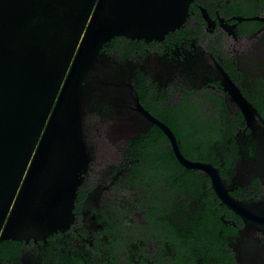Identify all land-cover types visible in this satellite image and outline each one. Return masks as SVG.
I'll list each match as a JSON object with an SVG mask.
<instances>
[{
    "label": "flooded vegetation",
    "instance_id": "flooded-vegetation-1",
    "mask_svg": "<svg viewBox=\"0 0 264 264\" xmlns=\"http://www.w3.org/2000/svg\"><path fill=\"white\" fill-rule=\"evenodd\" d=\"M102 51L131 63L140 105L186 162L215 171L231 200L264 201L262 142L239 106L243 98L264 121V0H193L162 40L117 37ZM173 149L155 125L106 149L77 189L69 228L1 242L0 264H246L244 240L263 245L264 233L247 235L209 175L185 168Z\"/></svg>",
    "mask_w": 264,
    "mask_h": 264
},
{
    "label": "water",
    "instance_id": "water-1",
    "mask_svg": "<svg viewBox=\"0 0 264 264\" xmlns=\"http://www.w3.org/2000/svg\"><path fill=\"white\" fill-rule=\"evenodd\" d=\"M192 1L0 0V243L68 229L77 189L98 157L153 125L185 168L209 175L247 235L264 233V201L241 205L215 171L186 162L172 132L140 105L126 74L131 63L102 51L117 37L162 40L185 22ZM222 84L234 90L227 77ZM239 106L262 142L256 170L264 184V121L243 98ZM244 242L252 250L245 263L264 264V244Z\"/></svg>",
    "mask_w": 264,
    "mask_h": 264
}]
</instances>
